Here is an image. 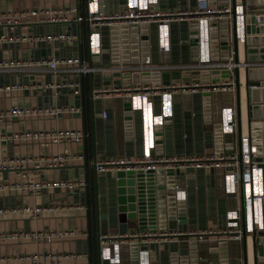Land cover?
Instances as JSON below:
<instances>
[{"label": "crops", "instance_id": "obj_1", "mask_svg": "<svg viewBox=\"0 0 264 264\" xmlns=\"http://www.w3.org/2000/svg\"><path fill=\"white\" fill-rule=\"evenodd\" d=\"M124 1L102 0L101 3L104 9L117 10L123 7ZM241 1L238 0V2ZM195 2L196 0H167L166 5H162V7L179 10L189 8ZM76 4L79 5V11L86 13L87 0H0L1 12L22 8H36L40 12L32 17L23 16L12 25L0 24V34L4 33L12 37L21 36L25 32L58 31L60 26L51 22L48 10L51 8L66 9ZM73 12H71L72 16ZM68 20L72 23V30H78L75 26L79 22L75 18ZM188 22V19L182 18L171 23L172 43L168 53L161 52L158 47L157 25L150 28L153 37L152 40L150 38L149 52L147 53V48L142 47L143 42L138 40L139 45L136 54H133L132 51H135V49L134 47L132 49L130 45H128L129 49L127 46V51H125L124 36H120L118 33L117 37L113 38L107 27L103 28V47L110 45L112 54L111 51L105 52L102 50L100 60L93 59V62H120L123 61L125 52H128L130 60L133 56L139 58L136 61H147V59L155 63L162 60L188 61L192 59L193 54L188 42ZM79 26H82L83 29V38L80 42L81 49H78L75 41L50 44L41 41L9 40L0 42V57L32 58L49 53L74 54V51L78 49L81 50L83 56L89 59L90 46L87 38V22H80ZM259 32L264 34V31ZM240 55L241 59H244L243 45L240 47ZM114 58L119 59V61H113ZM215 67H174L167 70L161 68L159 74L153 73L156 69L145 68L139 71L149 70L150 73H142L139 79L131 80V84L125 87L127 89L119 90L120 87H116L119 83L114 81L109 84V87L101 84L100 87L96 88L103 90L95 92V111L97 112L95 115L92 112L89 92L91 84L89 72L83 75L73 74L71 76L50 72L44 74L0 73V83L13 81L28 83L34 81L36 84L39 82L43 85L47 84L43 87L36 85L25 86L21 89L4 90L0 96V106L2 107H8L13 102L18 101L25 104L58 103L69 105L71 108L69 111L57 115H10L0 123L1 130L9 132L31 127L76 126L84 127L88 132L81 142L55 141L50 138L35 137L15 140L4 139L0 142V154L4 156L30 155L36 158L26 162L23 167L3 170L0 172V177L23 181L84 177L88 181L87 192L85 187H81V185L79 188L74 187L73 189L49 186L44 187L37 193L30 191L28 188L0 190V231L44 229L64 232L56 235L51 240H36L30 237H2L0 238V264H37L33 258L26 255L35 253L43 255L45 252L61 254V256H42L40 257L42 264H99V259L102 258L101 245L105 242L104 233H109L110 238H114L115 233L130 232L131 228L138 232L149 231L153 233L154 230L139 228L137 218H129L127 227L119 221L116 209L110 208L113 204L110 202H114L113 205L116 206L115 197H109V193L113 191V188H109L113 176L109 171H98L96 184L94 159L95 157L100 159L119 155L137 157L142 154L144 149L143 111L140 108H133L134 122L133 128L130 129L126 123L124 109V101L129 100L128 91H131V88L140 83L160 84L159 90L167 88V84L172 82L185 85L177 87L173 91V113L164 123L159 125L156 133L158 142L153 149L154 153L179 157L203 155L215 148H223L227 152L239 150L238 127L235 132H222L218 128L223 107L229 104L236 105V88L224 89L219 87L217 83L225 82V80L220 79L216 82L213 80L212 70ZM222 67H218L220 72H222ZM196 68L207 69L205 72L204 70L195 72ZM109 70L117 69L95 70V72ZM118 70L121 69L118 68ZM245 75V71L241 70L242 79L245 78ZM67 78L82 79L80 81L85 97L83 114H76L75 108L77 107L69 102V98L74 95V87L71 90L69 86L59 89L58 85H48L51 82H63ZM111 78L114 80L120 77L113 74ZM101 80L99 73L96 72L94 81L100 83ZM124 85L123 82L119 84V86ZM207 90L211 91L210 94H206L205 91ZM207 95H209L208 99L210 100L209 109H207L208 105L206 104ZM243 97L242 127L243 134H248L244 91ZM152 100L154 110H160V93L153 94ZM104 110L107 112L106 115L103 113ZM81 152L84 156H79ZM55 153L65 155V161L49 164L43 158ZM40 158L43 159L39 163ZM59 164L62 165L59 166ZM220 179L221 168L211 166L195 167V173L189 171L184 176H177L175 180L180 181L186 189L187 206L194 214L191 219L185 222L178 219L169 221L170 219H168V222L162 223L163 227H159L160 224L155 231L161 233L166 230L179 231L209 227L218 229L223 227L225 225L226 210L242 206V192L241 186L238 192L225 190L220 184ZM161 183L159 182V184ZM97 199L100 202L99 213L97 212ZM36 204L42 206L38 216H35L31 209L23 208L25 206L33 207ZM137 237L141 238V236ZM248 237L249 264H254L251 234ZM137 239L126 240L122 243L121 261L109 263L106 260L107 262L103 264H135L132 260L130 244L133 241H139ZM184 240L186 239H184L183 234H177L168 242H161L158 252L152 253V249L150 251L151 263L152 260L157 258L159 264H187V251L190 257L191 247L189 243H183ZM197 241L199 257H201L198 264H245L243 241L230 238L225 251L221 250L220 244H217L213 237ZM184 248L187 249L184 250ZM152 256H154L153 259Z\"/></svg>", "mask_w": 264, "mask_h": 264}, {"label": "built area", "instance_id": "obj_2", "mask_svg": "<svg viewBox=\"0 0 264 264\" xmlns=\"http://www.w3.org/2000/svg\"><path fill=\"white\" fill-rule=\"evenodd\" d=\"M102 0H87L86 13L79 11V5H73L66 9L51 8L49 11L50 20H68L75 18L79 24L80 22L89 21L90 24L97 25L98 28L90 33L89 46L93 52H101L103 46L102 30L108 28L112 24H118L119 29L116 34L120 36L125 35L123 24L129 28V35L126 38L127 43H132L131 40V25L133 23L149 24V33L151 23H157V38L158 47L161 52L168 53L172 43L171 23L174 19L186 18L188 21L195 20L198 24V45L197 58L188 61H171L162 60L161 62L147 61H120L110 63L89 62L86 56L79 54H57L49 53L42 54L38 57L23 58L18 56L0 57V73L16 72L24 74H44L50 72L53 74L73 75V74H87L89 71L108 70V69H161V68H186V67H222L230 68L229 78L225 82L217 83V85L224 89H235V74L234 66L237 63L247 64V61H234L232 57V50L230 51L229 59L213 57L212 36L210 20L226 16L229 21L232 19V4L228 3H213L210 0H196L195 4L189 8L175 9L164 8L160 4V0H125L122 8L117 10H107L102 6ZM246 5L238 2L236 6L237 28L240 40L246 37V20L245 11ZM75 11V12H73ZM73 12V16L71 15ZM36 8H22L14 11H0V24H13L23 16L32 17L38 14ZM105 26V27H104ZM136 34L139 40L142 39L141 31L138 29ZM189 31V39H190ZM83 38L82 26L79 30H63V31H48L43 33H28L25 32L21 36L9 37L6 34H0V42L9 40H24L32 42H47L50 44L67 43V42H81ZM151 38V37H150ZM125 42V40H124ZM123 42V43H124ZM259 63V61H256ZM46 86L43 83L36 84L33 82L13 81L7 83H0V96L4 90L7 89H21L25 86ZM49 86L67 85L74 87L75 91L81 88V81L67 78L63 82L48 83ZM180 86L177 82L167 84V88L159 90L160 84L151 85L149 83H140L128 91V98L131 101L133 108H140L143 111V128H144V149L140 156L133 157L127 155L110 156L95 160V167L100 172L109 171L114 168H157L168 166H194L206 167L211 166L221 168L220 184L227 191L238 192L240 186L244 190L245 197V218L247 230L251 231L254 228L264 229V165L256 157L258 154L257 146L251 141L249 134H243L242 155L239 150L227 152L223 148H215L213 151L203 155H186L179 157H170L154 153L153 149L157 143L156 127L165 122L173 113V91ZM195 88V87H193ZM159 92L161 95V109L156 111L153 107L152 95ZM69 105L58 103L48 104H25L21 102H13L8 107L0 106V123L10 115L28 116V115H57L61 112L69 111ZM104 115L107 114L104 110ZM220 130L222 132H235L238 127L237 106L235 104L225 105L222 109V118L220 121ZM88 134L84 127L76 126H58V127H31L27 129H18L14 131H3L0 129V142L2 140H15L22 138H50L55 141H77L81 142ZM79 156H84L81 152ZM47 163H63L66 156L62 153L50 154L43 157ZM40 158L38 161L43 159ZM33 158L30 155L25 156H4L0 154V172L3 170L13 169L15 167H23L26 162ZM38 164V163H37ZM228 169H225V168ZM87 179L84 177L77 178H52V179H31L30 181H23L20 179L9 180L0 177V190H11L16 188H28L30 191L37 193L44 187L59 186L73 189L76 186L86 185ZM175 192L177 197H186V189L175 180ZM24 209H31L35 216L39 215L42 206L39 204L25 206ZM19 209V208H14ZM225 225L221 228H204V229H190V230H166L159 233L154 231L138 232L133 230L130 232L115 233L114 238H110L109 233H104L105 242L101 245V255L103 259H107L109 263L121 261V245L126 240H133L140 238L145 243L140 248V262L150 263V251L152 246L149 242L156 240L161 242L163 240H171L177 234H183L187 241L201 240L208 237H213L217 244H221L224 239L230 238L243 240L242 227V206L229 208L225 212ZM63 231L58 230H44V229H14L7 231H0V238L7 237H30L36 240L46 239L51 240L58 234H63ZM218 233V234H217ZM162 235V236H159ZM154 237V238H151ZM107 238V239H106ZM33 258L37 264H42L40 257H59L61 254L45 252L43 255L35 253L26 255Z\"/></svg>", "mask_w": 264, "mask_h": 264}, {"label": "water", "instance_id": "obj_3", "mask_svg": "<svg viewBox=\"0 0 264 264\" xmlns=\"http://www.w3.org/2000/svg\"><path fill=\"white\" fill-rule=\"evenodd\" d=\"M232 4V19H229L226 16L214 18L210 20L211 26V36H212V48H213V57L229 59L230 51L232 50V57L234 61H247V64L237 63L234 66V74H235V85H236V105H237V114H238V144H239V154L242 155V144H243V127H242V107L244 102L243 91L245 93V104L247 106V122H248V134L251 137V141L256 144L258 154L256 157L260 160V163L264 165V34H261L259 31H264V0H242L241 2L246 5L245 11V20H246V37L244 40H240L238 36V28H237V16H236V6L238 0H210V2H218V3H228ZM167 0H160L161 5H166ZM258 4V5H255ZM177 19L172 20V23ZM50 21V20H49ZM52 23H56L57 26H60L58 30H70L73 29L72 23L69 20H51ZM189 23V31L191 33L190 39L188 40L193 54L192 59L197 58V45H198V24L197 21L192 20ZM153 25H157L156 22L151 23V27ZM76 29L79 30L80 26L77 23L75 26ZM87 38L90 41V33L92 30L97 29V25L90 24L87 21ZM109 32L113 38L117 37V30L119 29L118 24H112L108 28ZM122 29L125 31L126 38L129 35V28L126 27V24H123ZM131 40L132 43H127L126 38L124 47L128 45L131 48L135 49L132 51L133 54H136V50L138 48V40L139 36L136 34V31L139 29L141 31V42H143V48H147V53L149 52L150 46V37L152 40V35L149 33V24L146 22L143 23H133L131 25ZM152 31V30H151ZM116 35V36H115ZM242 43V44H241ZM243 45L245 55L244 59L241 60L240 55V47ZM78 49H81L80 41H77ZM74 51V54H79L81 50ZM129 49V46H128ZM102 50L105 52H110L112 54V48L109 45L102 46ZM127 51V49L125 50ZM101 52H93L89 49V62L92 63L93 59L100 60ZM139 59V58H138ZM137 57H132V61L138 60ZM147 59V58H146ZM128 52H125V57L123 61H129ZM149 60V59H147ZM110 61V56H109ZM113 61H119V59H113ZM256 61H259L256 62ZM163 69V70H167ZM207 68H196L195 72H199L200 70L206 71ZM161 69L157 68L153 73L159 74ZM241 70H244L246 75L245 78H241ZM213 80L220 81V79L226 80L230 75V68L225 66L220 69L218 67L213 68ZM99 73L102 78L100 83H96L94 81L95 73ZM89 71L91 77L90 84V99L92 112L95 115L97 113L95 111V92L103 89H99L96 87H100L101 84H104L105 87H109L111 82L124 83V86H119L117 84L116 87L119 90L127 89V85L131 84V80L139 79V76L143 73L149 74V70L139 71L131 69L121 70H109L104 72L99 71ZM164 72V71H163ZM222 76L220 77V74ZM119 75L120 78L112 79V75ZM32 76L34 74H31ZM149 78V77H147ZM206 79V78H204ZM60 80V79H58ZM82 80V79H80ZM263 85V86H260ZM59 89L63 88L67 85H58ZM62 86V87H60ZM244 88V90H243ZM72 90L73 88L70 87ZM206 94H210V90L205 91ZM209 95H207L206 104L207 109L210 108V100L208 99ZM261 99V100H260ZM69 102L75 105L76 114H83L84 105H85V97L84 90L81 87L79 91H75L73 97L69 98ZM124 109H125V119L128 127L133 128V112L134 109L131 105V101L126 99L124 101ZM209 111V110H208ZM210 112V111H209ZM208 112V113H209ZM221 123L218 125L220 128ZM159 128V125L156 127V133ZM157 140V139H156ZM158 142V141H157ZM157 145V143H156ZM155 145V146H156ZM94 159V165L95 160ZM62 164H59V166ZM194 172V166H168V167H157V168H148L144 169L142 167L139 168H114L109 170L111 175L113 176V181L109 184V188H113V191L109 193V197H115L116 206L111 205L110 208H114L117 211V216L120 222L124 223L127 227V223L129 218H137L139 228H147L150 230H157V227H163L162 223L171 221V219H178L179 221H187L191 219L193 214L187 206L186 197H177L175 192V179L177 176H184L186 172ZM98 170H95V181L97 184L98 179ZM86 177V176H85ZM159 182H162L159 184ZM157 183V185H156ZM81 187H85L87 192L88 185H81ZM79 188V186H76ZM159 190V191H157ZM242 227H243V250H244V259L245 264H249L248 258V244L249 237L251 234V243L254 250V264H264V229L263 228H254L253 230H247L246 226V218H245V197L244 190L242 184ZM99 205L100 202L97 199V212L99 213ZM134 228H131L130 231H133ZM168 242V240L161 241L162 243ZM161 242L152 240L149 242V245L152 246V253H156L159 251V245ZM189 243L191 247V253L189 257V253L187 251L188 258L186 259V263L189 264H198L199 263V252H198V241H187L184 240L183 243ZM145 243L143 240L133 241L130 244L132 260L135 264H159L158 259L152 260V263H141L140 262V248ZM228 245V240L224 239L220 244L221 250L225 251ZM187 248H184L186 250ZM225 253V252H224ZM154 256H152V259ZM107 259H99V264L106 263Z\"/></svg>", "mask_w": 264, "mask_h": 264}]
</instances>
